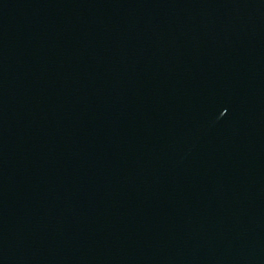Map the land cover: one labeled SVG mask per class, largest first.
Wrapping results in <instances>:
<instances>
[{
	"label": "water",
	"instance_id": "95a60500",
	"mask_svg": "<svg viewBox=\"0 0 264 264\" xmlns=\"http://www.w3.org/2000/svg\"><path fill=\"white\" fill-rule=\"evenodd\" d=\"M107 264H264V77L196 173Z\"/></svg>",
	"mask_w": 264,
	"mask_h": 264
}]
</instances>
